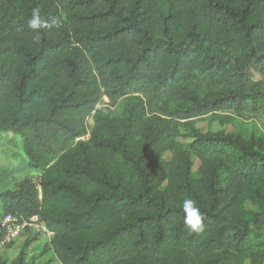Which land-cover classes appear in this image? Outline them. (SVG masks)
Instances as JSON below:
<instances>
[{
    "label": "trees",
    "instance_id": "16d2710c",
    "mask_svg": "<svg viewBox=\"0 0 264 264\" xmlns=\"http://www.w3.org/2000/svg\"><path fill=\"white\" fill-rule=\"evenodd\" d=\"M35 7L50 24L38 32ZM253 70L264 0H0V135L41 173L0 192V216L39 215L61 264H264V134L194 125L264 116Z\"/></svg>",
    "mask_w": 264,
    "mask_h": 264
},
{
    "label": "rangeland",
    "instance_id": "374dc122",
    "mask_svg": "<svg viewBox=\"0 0 264 264\" xmlns=\"http://www.w3.org/2000/svg\"><path fill=\"white\" fill-rule=\"evenodd\" d=\"M256 80L264 79V74L261 71L253 70ZM189 86L198 89L200 92L204 91L205 84L198 82H190ZM124 100H119L117 104L112 107L116 113H120ZM108 97H104L97 105L110 106ZM111 107V106H110ZM88 130L90 131L94 122L93 117H89ZM194 125L202 132H217L224 130L225 132L244 131L250 133L254 131L258 134H264V116L261 114H254L249 112L237 113L234 111H222L217 113H210L208 115L196 118ZM187 134V130L182 131ZM82 140H87L90 133H87ZM183 142H188L191 138L180 137ZM22 140L19 142H12V136L9 133H2L0 135V192L14 189L15 185L25 177H31L37 180L41 173L29 166L28 158L22 149ZM172 152H166L163 156L165 160H170ZM201 160L194 157V170L197 171ZM252 208L251 205H247ZM54 236V235H53ZM53 238V237H52ZM29 241V245L25 248V264H61L54 252L49 248L50 238L40 237L35 231L26 232L20 238L9 244L7 247L0 248V262L7 261L12 264L20 254L24 244ZM1 264V263H0Z\"/></svg>",
    "mask_w": 264,
    "mask_h": 264
},
{
    "label": "built area",
    "instance_id": "2783aa9c",
    "mask_svg": "<svg viewBox=\"0 0 264 264\" xmlns=\"http://www.w3.org/2000/svg\"><path fill=\"white\" fill-rule=\"evenodd\" d=\"M31 231H35L40 237L50 239L54 235L39 215H33L29 219H21L17 214L11 213L0 216V248L7 247L24 233Z\"/></svg>",
    "mask_w": 264,
    "mask_h": 264
},
{
    "label": "clouds",
    "instance_id": "9594fccd",
    "mask_svg": "<svg viewBox=\"0 0 264 264\" xmlns=\"http://www.w3.org/2000/svg\"><path fill=\"white\" fill-rule=\"evenodd\" d=\"M39 7L32 9L31 18L28 21V26L34 32L50 27L48 21L41 17ZM53 23H55L53 21ZM35 39H39L38 35ZM182 210L184 213V225L191 233H198L203 227V216L200 209L196 206V202L191 198H185L182 202Z\"/></svg>",
    "mask_w": 264,
    "mask_h": 264
}]
</instances>
